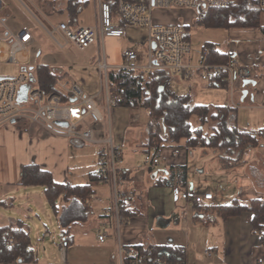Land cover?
I'll return each instance as SVG.
<instances>
[{"label":"crops","instance_id":"obj_1","mask_svg":"<svg viewBox=\"0 0 264 264\" xmlns=\"http://www.w3.org/2000/svg\"><path fill=\"white\" fill-rule=\"evenodd\" d=\"M77 1L79 6L75 15L69 10L68 0L46 1L43 10H39L41 26L48 29L55 26L57 23L52 22V19L67 22L73 27L94 25L97 20V2L94 0L93 3L95 17L92 22L78 19L77 14L83 6H80V0ZM250 1L251 7L253 5L257 7V0ZM168 11L173 12L170 9ZM177 22V17L169 16L168 13V16H159L154 23L164 25ZM183 24L187 42L190 43L191 33L187 32L189 22L185 20ZM205 30L207 32L205 44L213 45L240 64L251 66L255 75L250 80L255 84L243 85V80H236L231 89L227 82L220 79L212 83L202 81L198 77L189 80L176 78L179 89L189 92L194 104L235 107L231 122L241 130L257 132L264 129V31L259 27H206ZM119 40L120 38H109L104 44ZM93 47L97 52L99 51L97 44L89 48ZM57 49L63 51L76 48L67 44L63 49ZM201 51L198 63L202 62ZM189 52L185 59L190 64H194ZM122 54L116 53L115 60L120 61L119 64L122 61ZM142 61L139 64H143ZM119 64L111 65V68ZM38 65L46 66L56 77L70 78L87 95H97L96 103L103 116L100 122L104 119L106 121L105 126L99 124L100 122L96 124L97 136L101 140L108 134L111 135L113 143L118 145L122 152L118 167L126 170V180L121 185V189L128 196V200L124 203L125 223L120 229V237L124 244L129 247L137 244L178 246L184 250V264H256L258 259L264 261V245L260 244L258 234L252 231L251 212L243 211L226 218H220L215 214L216 206L226 205L232 200L242 203L256 198L264 200L263 144L245 149L240 155V162L225 169L222 167L218 152L212 148L191 149L182 143H166L156 154L159 158L158 166L152 170H147L143 166L138 167L137 156L144 159L146 154V149L143 147L146 123L137 136H133L134 130H129L123 142L119 143L113 138L110 131L114 114L108 124L103 110L104 100L100 92L102 76L97 66L93 64V73L87 74L85 71H75V66L67 64L38 63L36 66ZM119 106L122 105L117 107ZM138 120L140 121V117ZM22 126L23 131L18 130L14 124L0 126V226L14 223L20 219L18 216L29 219L28 212L44 210L46 202L42 187L20 185L22 166L35 163L41 169L50 172L55 182L79 184L69 179V158L72 152L77 151L85 143L54 136L46 128L29 122ZM96 145L99 147V144ZM126 147H128L127 151ZM161 151L167 156V162L160 159ZM96 164L97 156L95 166ZM183 170L185 174L181 181L179 176ZM166 178L170 179L171 185L156 183L158 179ZM94 185L95 189L102 190L103 186H100L103 185L102 183L94 181L92 186ZM104 185L107 186L109 195V186ZM181 185L184 186L181 188H194L200 193L211 192L213 200L202 205L192 202L174 204L171 188ZM107 197H101L103 199L101 203L93 201L90 204L91 216L88 219L94 220L99 226L103 221L102 209L107 204ZM60 237L68 240L67 250L73 240L62 235ZM53 242L59 250L57 241ZM98 243L106 245L105 249L110 254V258L93 264L113 263L115 240L107 238L103 243Z\"/></svg>","mask_w":264,"mask_h":264},{"label":"built area","instance_id":"obj_2","mask_svg":"<svg viewBox=\"0 0 264 264\" xmlns=\"http://www.w3.org/2000/svg\"><path fill=\"white\" fill-rule=\"evenodd\" d=\"M231 1L96 0L97 20L93 26L73 27L61 21L50 29L43 25L42 27L59 49H63L67 44L78 50H85L94 44L99 46L95 65L102 76L100 92L104 100L103 110L109 124L121 96L108 83L107 74L112 66L107 63L103 47L105 40L109 38H122L128 24L147 28L146 55L143 56L135 50H126L122 54L121 63L113 68L145 73L161 70L174 79L189 80L198 77L202 81L212 83L221 79L227 82L231 89L236 80L242 81L254 77L255 71L251 66L240 64L234 58L226 64L205 62L190 64L185 59L190 47L182 25L178 23L161 25L153 21L154 8L196 9L197 15H200L208 8L228 6ZM3 8V1L0 0V58L7 62L18 63V54L26 52L34 44V36L27 29L17 33L7 30L3 23ZM257 8L264 11V0H257ZM142 57L146 62L139 64ZM24 86L27 87L26 98L19 100V93ZM52 87L53 90L49 93L39 89L36 77L32 74V67L22 66L21 72L16 76H0V126L25 121L70 140L99 144L94 176L96 182L109 186V195L107 204L102 209V224L97 229L98 242L103 243L107 238L115 240V261L111 264H166L158 257L148 261L138 258L126 260V256H132V249L124 244L120 237L124 220V203L128 200L126 192L121 189V185L126 180V170L118 167L122 152L121 148L113 143L111 135L108 134L101 140L97 136L95 126L103 118L102 111L96 103L97 95H87L68 77H56ZM138 119L139 114H135L133 120ZM60 122H65L66 126H60ZM158 165L159 158L155 155L154 149L144 155L143 168L152 170ZM171 198L174 204L192 202L202 205L213 200V193H200L194 188L183 189L174 186L171 188ZM93 201L101 203L103 199L91 191L87 205L90 206ZM4 239L11 244L9 237L5 236ZM57 246L64 254L68 240L61 237L57 240ZM256 264H264V261L258 259Z\"/></svg>","mask_w":264,"mask_h":264},{"label":"trees","instance_id":"obj_3","mask_svg":"<svg viewBox=\"0 0 264 264\" xmlns=\"http://www.w3.org/2000/svg\"><path fill=\"white\" fill-rule=\"evenodd\" d=\"M68 5L72 15H75L79 2L68 0ZM251 5L250 0H232L228 6L204 10L198 15L196 23L204 27L257 28L261 25L262 10ZM201 52L202 62L205 63L226 64L232 59L228 54L210 44H204ZM35 77L39 89L48 93L53 90L56 76L46 66H36ZM107 79L109 85L114 87L121 96L118 105L134 109L138 107L146 114V138L143 144L146 153L154 149L156 155L166 143H182L191 149L207 147L218 152L222 167L227 169L240 162V155L245 149L264 145V129L250 132L239 129L231 122L235 107L194 104L190 93L181 91L176 80L167 76L164 71L155 70L145 73L138 70L112 68L108 71ZM192 115L197 117L196 128H191L189 123ZM184 174L183 170L179 176L181 181ZM94 181L96 180L92 172L89 183H58L53 180L50 172L41 169L35 163L22 166L20 173V185L42 187L45 201L57 219L61 235L65 237H68L66 235L73 226L88 220L91 208L87 205V200ZM156 183L171 185L170 179L167 180V178L158 179ZM58 201L61 202V207ZM215 210V214L220 218L238 215L243 211L251 212L252 231L258 234L260 244L264 245L263 199H252L247 203L232 200L226 205L216 206ZM124 215L123 208V217ZM5 236L9 237L11 244L5 241ZM130 248L132 256H126V260L138 258L148 261L158 257L166 264L185 263L184 250L178 246L137 244ZM148 249H150L149 253ZM16 262L37 264L29 227L20 219L0 226V264Z\"/></svg>","mask_w":264,"mask_h":264},{"label":"rangeland","instance_id":"obj_4","mask_svg":"<svg viewBox=\"0 0 264 264\" xmlns=\"http://www.w3.org/2000/svg\"><path fill=\"white\" fill-rule=\"evenodd\" d=\"M2 1L4 5L3 23L5 28L12 33L27 29L33 33L35 43L28 48L26 52L18 54V63L7 62L5 59L0 58L1 77L18 75L19 72H21L22 66L33 67L32 74L35 75V67L38 63H47L49 65L67 64L75 66V71H85L87 74L91 72L93 73L94 68L92 65L95 64L98 58V52L95 47L85 50L65 49L60 51L57 49L52 38L44 31L39 21V10H43L45 2L48 0ZM93 3L94 0H80V6L82 5L83 8L77 14L79 20L94 21ZM170 10H173V12L168 11V9L154 8L153 21L155 22L159 16H168L169 13V16H176L178 20L177 23L184 28L183 23L187 20L190 25L187 32L191 33L189 55L192 58L194 65L198 64L201 47L206 43V27L199 26L195 22L198 17L196 9L189 10L184 8H172ZM261 16L262 22L259 29L264 31V12ZM58 21V19H52V22L59 23ZM207 29L209 30V28ZM146 45L147 28L128 24L126 25V34L120 38L119 41L106 42L103 48L106 53L107 63L110 65H116L120 62L115 60L117 52L123 53V51L134 49L145 56ZM222 48L224 47L222 46ZM145 62L144 59L141 63L144 64ZM135 114H139L140 121L132 120ZM146 120V114L142 109H139L138 107L134 109L127 106H119L114 109L113 123L110 132L113 138L117 139L116 141H119L120 143L123 142V139L129 130H134L133 136H137L141 129L144 128ZM133 121L139 122L134 123ZM25 123V121H19L14 125L21 131L23 129L22 125ZM189 123L191 128H196L198 125L197 117L192 115L189 118ZM99 124L105 126V119ZM16 137H19V135H16ZM65 139L68 141L70 140L68 138ZM126 148L127 151L128 147ZM97 150L98 146L96 144L85 143L84 146L71 153L68 170L70 181L79 184L90 182V175L96 168L95 161ZM160 155L162 157H160V159L164 162L167 156H165L162 151ZM136 159V165L138 167L142 166L143 159L140 158L139 155ZM168 159L170 160V157H168ZM100 186H103L100 191L95 189V185L91 187V190L92 192L94 191L93 193L96 196L106 198L108 196V188L104 184ZM58 204L61 207V202ZM95 206L96 205L93 207ZM94 211H96V207ZM28 216L30 217L29 219L22 218L21 216L18 217H20V219H22L29 227L32 249L36 254L38 264H93V262L110 258V254L107 253V250L105 249L106 245H101L96 240V230L99 225L97 222H94V220L88 219L86 222L76 224L71 228V231L66 236L73 241L64 253V256H62L61 252L53 244V241H57L61 238V232L57 219L50 206L45 203L44 210H38L35 213L28 212Z\"/></svg>","mask_w":264,"mask_h":264},{"label":"water","instance_id":"obj_5","mask_svg":"<svg viewBox=\"0 0 264 264\" xmlns=\"http://www.w3.org/2000/svg\"><path fill=\"white\" fill-rule=\"evenodd\" d=\"M248 84H252L253 85V84H255V82L253 80H250V79L243 80V85H248ZM26 91H27V87L26 86L22 87V89H21V91L19 93V96H18L19 100H24L26 98ZM59 125L65 127L66 123L65 122H60Z\"/></svg>","mask_w":264,"mask_h":264}]
</instances>
